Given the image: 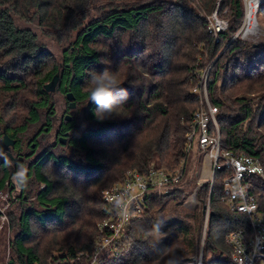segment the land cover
Listing matches in <instances>:
<instances>
[{"label":"trees","instance_id":"trees-1","mask_svg":"<svg viewBox=\"0 0 264 264\" xmlns=\"http://www.w3.org/2000/svg\"><path fill=\"white\" fill-rule=\"evenodd\" d=\"M215 10L228 22L218 41L208 20ZM258 15L264 16V2ZM16 17L68 43L63 64L55 62L36 33L19 25ZM244 17V0H0V115L25 113L23 122L14 127L4 121L6 115L0 116V123H6L3 133L15 140L12 154L17 151L23 157L17 158L18 163L30 159L25 179L44 186L34 192L21 184L19 213H9L15 227L11 242L15 264H69L79 251L91 250L99 235L98 222L106 216L104 188L132 169L146 172L151 166H178L199 106L192 91L198 71L217 58L224 43L228 46L212 64L208 83L210 100L219 108L222 148L257 156L264 165V43L236 36ZM111 43L116 45L114 56L106 58L101 48ZM232 54L247 57L246 65L230 66ZM105 69L119 71L129 99L121 117L100 122L85 89L91 74ZM58 72L60 90L47 91L44 85ZM155 76L156 82L151 80ZM67 92L74 94L77 104L85 105L87 124L81 127L73 116L65 117L55 132L57 144L37 153V139L56 127L54 93L66 97ZM69 112L73 113L70 108ZM30 129L35 130L30 141L35 150L23 156L20 138ZM111 134L117 140L110 139ZM61 136L83 160L55 151L62 144ZM96 142L110 148L103 159L91 145ZM9 161L14 164L0 152V190L12 183ZM50 166L59 171L63 183L71 181V187L59 191ZM227 172H216L211 192L209 182L197 191L202 205L210 199L212 212L203 264H232L227 233L238 228L251 233L248 216L232 211L223 199ZM198 176H186L174 191L150 200L142 216L128 226L120 254L104 264H177L178 258L196 255L204 213L198 215V229L186 222L187 212L165 215L164 210L165 200L182 204L190 188L198 185ZM253 180V193L264 213V178L256 175ZM32 195L36 203L28 205Z\"/></svg>","mask_w":264,"mask_h":264},{"label":"built area","instance_id":"built-area-1","mask_svg":"<svg viewBox=\"0 0 264 264\" xmlns=\"http://www.w3.org/2000/svg\"><path fill=\"white\" fill-rule=\"evenodd\" d=\"M261 1L257 0L258 9ZM244 2L245 17L236 35L242 38L255 33L258 13L257 9L254 19H248L252 0ZM209 21V29L218 41V33L227 29L228 22L220 17L218 10L213 12ZM209 69L198 71L192 89L200 100L186 135L185 155L180 164L172 169L151 166L146 172L129 171L122 180L106 188L102 195L106 216L98 222L99 235L91 250L79 251L69 264H104L108 258L119 255L128 237V226L142 216L150 200L157 195L171 193L181 184L187 172L186 162L192 153L202 156L196 193L205 182L210 183L211 192L216 172L228 171L223 180V199L232 211L244 213L249 218L250 234L246 229L238 228L226 235V242L231 247L232 264H264V213L253 193V178L256 175L264 178V165L257 156L222 148L217 119L219 108L209 97ZM197 203L201 204V201L197 200ZM210 214L209 199L204 213L206 223ZM57 264H66V261Z\"/></svg>","mask_w":264,"mask_h":264},{"label":"rangeland","instance_id":"rangeland-1","mask_svg":"<svg viewBox=\"0 0 264 264\" xmlns=\"http://www.w3.org/2000/svg\"><path fill=\"white\" fill-rule=\"evenodd\" d=\"M257 2V0H254ZM264 2V0L261 1V3ZM245 3V2H244ZM261 5V4H260ZM259 9L257 13V26L255 29V33L250 35L249 37L242 38L248 42L251 43H256V44H261L264 43V16H259ZM220 15V14H219ZM220 17L224 20H226L223 16L220 15ZM209 20V19H208ZM16 21L19 25L24 26V27H29L31 28L37 35L40 43H42L53 55V58L55 59V62L63 64L64 60V49L68 47V43L64 42L63 39L59 40L58 36L55 35V33L47 32L46 30L42 29L40 26L34 23L27 22L19 17H16ZM136 39V38H135ZM227 44L221 45V48L219 50V54L217 58L226 51ZM102 54L106 58H112L114 56V51L116 49V45L111 43L108 44L107 46H102ZM233 60L230 62V66H234L235 64L237 65H246V62L248 60L247 57L243 55H238V56H233L230 55ZM215 58L211 63H206L202 69H208L209 70V75H208V83L211 75V67L214 61L217 59ZM202 58H199V60ZM152 61V60H151ZM153 63H156L157 61L153 59ZM201 65V61L197 63L199 66ZM233 67H231L230 75L233 73ZM150 78V77H149ZM152 81L156 82L159 80V78H151ZM54 100L56 104V127L53 132L48 133L47 135H42L37 139V142L40 144L39 147L37 148V153L41 152L45 147L51 146L54 144H57V139L55 138V132L57 130V126L65 120V117L67 115H70L71 117L73 116L76 124L80 125L81 127L85 126L87 123L84 119L85 116V105L82 104H77L76 108L73 110V113L69 112V102L67 98L64 96L62 93H54ZM1 112V111H0ZM17 114V115H15ZM6 115L4 118V121L8 122L12 127L16 126V124L22 123L24 120L25 113L23 110H19L16 112H7L6 114H2L0 116ZM14 119V120H13ZM13 121V122H11ZM6 123H0V142L2 141L4 137L3 133V127ZM35 133L34 129H30L26 134L21 136V155L25 156L27 153L32 152V150H35V148L30 147V141L33 138ZM63 137V136H61ZM110 139L117 140L115 134H111ZM35 143V141H34ZM68 141L66 139L65 143H62L61 145H58L57 148H55V151L57 153H65L70 155L75 161H78L79 159H82V155L80 152H78L77 149L69 147L68 146ZM63 145V146H62ZM94 148V150L98 151L101 155V159H103L105 152L107 153L110 148L106 143H93L91 144ZM12 151V147L10 148ZM17 151L14 152L15 157H18ZM5 154V153H2ZM108 155V153H107ZM198 155L199 153H192L188 157V161L186 162V176L189 177L192 174L196 175L198 173V180L200 177L201 173V166L202 163L199 165L198 160ZM109 157V156H107ZM201 158V156H199ZM23 159V157H22ZM30 160V159H29ZM29 160H25L22 163H18V159L14 164L9 161V167L12 172H14L12 176V185L10 183H6V187L3 190H0V264H15L13 261V254H12V249H11V242L14 238L15 235V227L12 224L11 218L9 213H13V215H16L19 213V197L22 195V188L21 184L26 188V190L33 189L34 192L37 191L38 188H43L44 186L40 187L38 184L33 183L31 179L26 180L25 176L27 173V167L29 164ZM180 164V163H179ZM178 164V165H179ZM200 167V169H199ZM169 169V168H168ZM137 169H132L129 171H133ZM50 171L52 172V177L54 180L57 182L59 181V191H63L64 187H71L69 184H71V181H66L63 183L62 181V176L59 175V171H55L54 169H51L50 166ZM127 171L126 174L129 172ZM126 176V175H125ZM185 176V177H186ZM122 180V179H121ZM61 181V182H60ZM105 181V180H104ZM120 181V180H118ZM116 181V182H118ZM185 182V180H184ZM183 182V183H184ZM115 183V182H114ZM114 183H112L110 186H112ZM104 185L103 187H105ZM102 187V188H103ZM109 187V186H108ZM106 187V188H108ZM185 189H187V186L185 184ZM102 190V195L104 190ZM33 192V193H34ZM186 200L182 204H176L175 201H172L171 199L165 200L167 202L166 208L164 210L165 215H183L186 212L188 213V217L185 218L186 222L191 225V227L197 226L198 229L200 227L201 221L198 219V215L202 212L203 213V207L204 205L197 203V200L200 202L201 200L199 199L198 194L196 193V187L195 188H190V194L185 198ZM103 200V196H102ZM36 203L35 197L32 195L27 200L28 205H32ZM104 204V202H103ZM105 206V205H104ZM166 217V216H165ZM100 222V221H99ZM207 224L206 223V217L204 215V220H203V228L201 231V242L199 245V250L198 253L194 256L186 255L181 257L180 259L178 258L176 260L177 264H192L193 261L196 262L197 264H203L202 258H203V247H204V240L206 236V230H207ZM183 249V248H182ZM51 264V263H50Z\"/></svg>","mask_w":264,"mask_h":264},{"label":"clouds","instance_id":"clouds-1","mask_svg":"<svg viewBox=\"0 0 264 264\" xmlns=\"http://www.w3.org/2000/svg\"><path fill=\"white\" fill-rule=\"evenodd\" d=\"M85 90L89 101L96 105L94 115L98 121L103 122L114 117H121L129 94L126 89L122 88L119 71L105 69L92 73Z\"/></svg>","mask_w":264,"mask_h":264},{"label":"water","instance_id":"water-1","mask_svg":"<svg viewBox=\"0 0 264 264\" xmlns=\"http://www.w3.org/2000/svg\"><path fill=\"white\" fill-rule=\"evenodd\" d=\"M61 78H62V73L58 72L57 74H55L53 76L51 81H49L48 83H46L44 85V88L49 92L59 91L60 87H61ZM66 98L69 102L68 106H69L70 110L73 111L77 106L74 94L72 92H67ZM66 119L70 120L71 116L67 115ZM65 141H66V136L61 137V142L65 143ZM14 144H15V140L10 138L7 134H4V137H3L2 141L0 142V152L7 154L13 160V162H16L17 157L13 156L11 149H10L11 147L14 146ZM20 160H22V157H20ZM205 211H206V205H204V207H203V213H205ZM211 214H212V212H211Z\"/></svg>","mask_w":264,"mask_h":264},{"label":"bare ground","instance_id":"bare-ground-1","mask_svg":"<svg viewBox=\"0 0 264 264\" xmlns=\"http://www.w3.org/2000/svg\"><path fill=\"white\" fill-rule=\"evenodd\" d=\"M258 2L252 0L251 5H249L248 19L253 20L258 9Z\"/></svg>","mask_w":264,"mask_h":264}]
</instances>
